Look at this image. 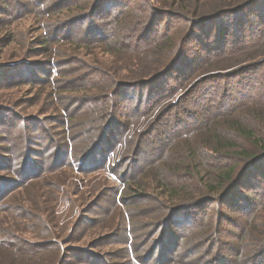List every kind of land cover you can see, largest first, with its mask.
<instances>
[{"label":"rangeland","instance_id":"obj_1","mask_svg":"<svg viewBox=\"0 0 264 264\" xmlns=\"http://www.w3.org/2000/svg\"><path fill=\"white\" fill-rule=\"evenodd\" d=\"M108 1L0 0V264H257L264 173L225 195L246 162L205 132L264 112V2L229 26L178 9L215 0Z\"/></svg>","mask_w":264,"mask_h":264},{"label":"trees","instance_id":"obj_2","mask_svg":"<svg viewBox=\"0 0 264 264\" xmlns=\"http://www.w3.org/2000/svg\"><path fill=\"white\" fill-rule=\"evenodd\" d=\"M92 1H95V0H91V2ZM110 1L111 0H109L108 2H110ZM141 1H143V0H141ZM231 2H232V0H215V1H212L209 3H205L201 6H198V7L194 8L193 10H190L189 7H187L186 5H184V7L179 6L178 9L182 12L186 11L187 12L186 14L189 17H192L193 14H195V13H200V16L204 17L205 15H207V13L211 12V15H209V18L207 17L204 19L205 21L204 20H201V21L207 22V23L210 22L209 25L212 23H215V21L216 22L217 21H222V22L225 21V22H228V25L230 26L232 24H237V22L242 21L243 12L248 11V10L255 11L256 9H257V11H259L260 10L259 4L264 2V0H251L250 2H247V3L244 2L243 4H240V3L232 4ZM98 7L99 6H96V8H98ZM99 11H100V7H99ZM175 14L176 15L178 14V16H181V15H179V14H181L179 12H177ZM155 15H156L155 10L152 7H147L146 9L142 10L139 13L138 21H136V22L134 21L133 24H131L127 28H124V30H123V28L122 29L120 28V30L116 29L114 34L112 33L111 37L113 38V40H115L116 38L120 39V37L123 40H125V39H128V36L133 37L132 34L134 33L135 34V40L137 41L138 38H141L142 36L144 37L145 34L147 35V33L150 32L151 26H150V21L148 22V20L151 19V17L155 18ZM147 18H148V20H147ZM201 19H203V18H201ZM201 21H200V23H201ZM188 23L191 25V23H192L191 19H189ZM202 26H204V25L196 24V23L191 25V28H190L191 33L189 34V36H193L194 31H196L197 28L202 27ZM138 30H140L142 32V34H139L137 32ZM258 40H260V39H258ZM243 45H245V44H243ZM136 51H138V47H136ZM179 55H178V57L180 58V62L182 63L181 59L183 58V56L182 55L179 56ZM167 64H168V62H167ZM167 64H165L164 66H166ZM53 72L56 73V71H54V70H53ZM114 91H115V88H112L111 92L114 93ZM247 103H249V102L247 101ZM254 103H256V101ZM111 105H112V107L115 106L114 100L111 101ZM250 106L253 108V110H257L256 104L250 103ZM255 113H257V112H255ZM263 116H264V112L262 114L258 112L257 115L250 114L247 117L248 121L246 119H244V120L238 119V120H236V122L231 123L230 126L227 127L228 129H226L224 131V133H217L216 130H211L212 128L205 132V134L211 133L210 138H213V140L216 141L217 147H215V148L217 150L220 147H223V148H228V149H231L233 151H236L235 153H231L228 156L225 155L227 158H230L233 160L239 159L241 161L246 162L244 167L242 169H240V171L237 173H236V168L238 167V165H231V166H228V167H225L224 169H222L221 174L219 175L216 184L219 187H222V186H224V184H226V187L224 189L222 188L225 191V195L229 191L233 190L242 181V179L244 178L245 175L248 177L252 173V171H255L254 174L257 175V176H253V178H252L255 180L259 179L258 177H259L260 172L264 173V131L257 130L258 126L264 127ZM136 122H138V121L136 120L135 123ZM129 130H130V128H129ZM132 135L134 136V132H132ZM127 136H126V138H127ZM126 138H125V143H124L125 146H127L126 145ZM239 145L244 146L245 148L251 147L254 150H257L258 152H260L261 156L257 157V154L250 152L247 149L246 150L241 149ZM190 154H191V156H193L194 153H191V151H190ZM195 154H196V152H195ZM190 162L191 161L189 159L184 158L183 160H181L177 163L178 166L173 168V171L177 173L181 170L183 173H185L187 175H191L192 173L190 172V170L192 169L193 173L199 174V173H196V171L194 170V168L195 169L197 168L194 166L196 164L194 163V165H193ZM234 173H236L237 175L235 176ZM233 175L235 176V178ZM262 175H263V179H264V174H262ZM249 177H251V176H249ZM200 181H202V180H200ZM167 182H170V181H167ZM167 182H166V184L164 183V186H163L164 188H169L168 185L170 183H167ZM176 188H177L176 185L175 186L172 185L171 191L172 192L175 191ZM204 188H206V186ZM214 191H216V189H213V191H210V192H214ZM194 193L204 194L202 189H200V191H195ZM224 198H225V196L221 199H224ZM172 217H173V215H172ZM217 232L218 231H216V230H214V232H211V235L208 236V237H210V236L211 237L208 238V240L216 239V236L214 234H217ZM262 248H263L262 246L261 247L257 246V247H255L254 250H252V252L250 254L252 256V258L253 257L255 258V260L257 261V264L259 263L260 259H264V249H262ZM220 255H221V252H219V246H218V252L212 258V259H216V260L215 261L213 260L211 264H218V259L221 257Z\"/></svg>","mask_w":264,"mask_h":264}]
</instances>
